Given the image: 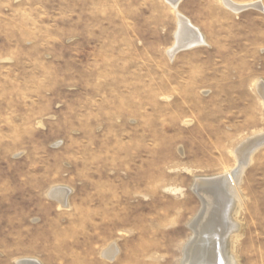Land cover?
I'll use <instances>...</instances> for the list:
<instances>
[{
    "label": "rangeland",
    "instance_id": "1",
    "mask_svg": "<svg viewBox=\"0 0 264 264\" xmlns=\"http://www.w3.org/2000/svg\"><path fill=\"white\" fill-rule=\"evenodd\" d=\"M178 9L205 42L171 57L165 0H0V264L183 263L196 180L264 137V11ZM239 189L227 251L264 264V144Z\"/></svg>",
    "mask_w": 264,
    "mask_h": 264
},
{
    "label": "bare ground",
    "instance_id": "2",
    "mask_svg": "<svg viewBox=\"0 0 264 264\" xmlns=\"http://www.w3.org/2000/svg\"><path fill=\"white\" fill-rule=\"evenodd\" d=\"M165 1L172 7L178 18V30L175 34L176 44L169 50V55L174 57L182 50L204 44L205 40L201 31L179 11L178 8L182 0ZM220 1L227 9L237 14L248 9L264 11L261 2L240 4L233 0ZM259 90L264 99L263 83L259 85ZM263 144L264 137L254 140L248 145L246 143L238 150L240 154L237 155L238 165L236 168L234 167L233 170L217 177L196 180L194 189L202 200L203 208L190 225L194 236L184 249L182 264H235L233 256L229 255L227 251L228 238L238 229L237 223L231 218V212L235 201L242 200L239 185L243 173L250 164L251 156ZM63 189H59V187L52 189L49 196L56 199L62 207H67L69 191ZM117 253L118 249L113 245L104 252V256L108 260H113ZM17 263L41 264L36 259H22Z\"/></svg>",
    "mask_w": 264,
    "mask_h": 264
}]
</instances>
